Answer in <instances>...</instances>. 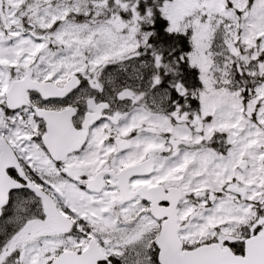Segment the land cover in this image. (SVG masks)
<instances>
[{"label": "snow or ice", "instance_id": "obj_1", "mask_svg": "<svg viewBox=\"0 0 264 264\" xmlns=\"http://www.w3.org/2000/svg\"><path fill=\"white\" fill-rule=\"evenodd\" d=\"M0 264H264V0H0Z\"/></svg>", "mask_w": 264, "mask_h": 264}]
</instances>
